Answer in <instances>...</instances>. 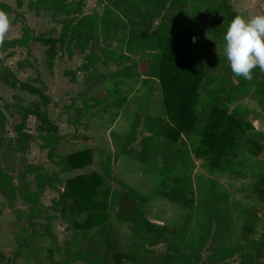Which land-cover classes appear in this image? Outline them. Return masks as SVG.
Returning <instances> with one entry per match:
<instances>
[{
	"label": "trees",
	"instance_id": "trees-1",
	"mask_svg": "<svg viewBox=\"0 0 264 264\" xmlns=\"http://www.w3.org/2000/svg\"><path fill=\"white\" fill-rule=\"evenodd\" d=\"M15 1L19 5L21 0ZM99 1L104 5L101 14H83L84 0L28 2L29 11H50L51 18L60 24L57 37L42 34L32 37L48 44L49 68L57 54V43L59 48L65 42L66 50L71 45L79 53H85L77 69L84 73L83 88L76 92L71 108L80 114L105 105L114 88L103 92L97 89L107 81L115 85L116 78L132 77L133 69L126 63L130 55L142 52L147 55L140 62L146 65L148 73L144 79H155L161 84L165 116L125 113L130 121L128 131L109 135L116 143L115 150L110 153L99 150L98 167L67 177L62 189L57 190L58 197L44 205L41 195L53 188L56 174L90 166L93 151L85 147L65 155L57 154L55 147L62 134L45 113L32 109L43 130L39 147L46 150L47 161L58 171L52 173L42 164L24 160L19 183L14 185L0 166V195L13 208L16 218L13 251L6 254L0 250V264H17L27 251L28 240L41 235L51 238L62 264L76 261L113 264L112 260L114 264L123 260L132 264H229L228 260L235 254L238 264H264V239L251 236L262 220L264 178L263 185L253 190L235 186L229 192L217 180L191 173L199 158L222 170L234 160L239 149L253 156L264 155V131L252 132L253 124L245 113L232 109L235 103L250 98L258 107L254 120L258 117L264 120V71L254 68L252 79L244 80L231 72L223 53V35L237 11L229 0ZM0 10L13 12L1 0ZM207 23L212 32L209 39L204 37ZM22 28L20 37L4 39L0 45V83L11 86L18 83L14 70L4 59L16 46L25 47L29 54L30 30ZM112 41H119L120 46L112 47ZM25 59L17 61L16 66H31ZM107 63L117 69L110 74L100 72L98 65ZM75 75V71L71 72L70 82L76 80ZM26 115L24 111L15 125V137L9 139L22 155L31 139L25 130ZM75 124L71 122L74 127ZM140 126L142 129L138 131ZM4 131L5 116L0 110V141ZM138 133L145 134L134 146ZM181 136L185 138L180 140ZM120 155L139 162L143 174L160 178L156 194L187 205L189 212L178 228L157 225L147 219V208L154 196L142 194L115 178L112 166ZM18 199L24 210L15 207ZM51 210L69 226L71 236L62 248L51 230ZM111 215L126 226L137 249H116L118 240L106 230ZM21 220L28 227L36 225L42 231L27 235L28 227L22 226ZM160 243L165 249L156 252L154 247ZM204 248L206 256L202 259Z\"/></svg>",
	"mask_w": 264,
	"mask_h": 264
},
{
	"label": "rangeland",
	"instance_id": "rangeland-1",
	"mask_svg": "<svg viewBox=\"0 0 264 264\" xmlns=\"http://www.w3.org/2000/svg\"><path fill=\"white\" fill-rule=\"evenodd\" d=\"M12 8V13H6L9 17V29L4 39L20 37L23 26L30 30L27 54L25 47L16 46L14 52L4 59V63L14 70L18 83L15 86L0 83V110L5 116V131L0 141V166L10 175L14 185L19 183L24 160L30 164H42L44 169L56 173L58 168L47 161L46 150L39 147L43 134L40 130V122L35 117L32 109L38 108L45 113L51 123L57 127L62 138L56 144V153L65 155L69 152L91 148L93 151L92 164L83 169L58 173L57 181L53 188L47 189L41 195L44 205H49L53 198L58 197L59 189H62L65 179L75 174L89 172L98 167L99 150L108 153L113 152L116 143L110 138V133H126L129 123L125 113H138L141 116H165V108L162 103V87L155 79H144L147 77L146 65L140 62L147 57L145 53L138 52L130 55L126 64L133 69V76L130 78H116V84L112 85L107 81L104 86L97 89L103 92L105 89H113L110 96H107L102 107H93L76 114L72 101L76 99V92L83 88L82 78L84 73L77 71L83 63L85 53H79L76 48L70 45L66 50L65 42L59 48L55 45L57 54L54 56L52 66L46 64L47 43L33 40L35 35H46L57 37L60 33V24L51 18V12L41 10L37 13L28 10L30 0H21L17 5L15 0H1ZM237 11L238 15L249 17L255 14H264V0H229ZM1 11V10H0ZM104 5L99 0H84L83 14H101ZM48 34V35H47ZM209 24L205 27L204 37H211ZM45 36V37H46ZM112 47L118 48L119 41H112ZM2 56V55H1ZM27 57V58H26ZM26 58V59H25ZM26 60L31 66L18 68L17 61ZM143 66V67H142ZM103 73H113L117 67L112 63L98 65ZM75 71L76 80L70 82L71 72ZM41 90V93L40 91ZM79 105V103H76ZM245 113V117L253 124L252 132L261 133L264 131V120H254L258 107L250 98H244L232 105ZM24 111L27 112L25 130L31 135L28 148L24 155L11 146L9 139L15 137V125L19 123ZM76 123L75 127L71 122ZM141 126L139 127L138 131ZM141 132V131H140ZM145 133H138L137 140ZM185 137L181 136L180 140ZM24 157V159H23ZM234 170H239L235 173ZM115 178L125 182L142 194L154 196L147 208V219L157 225H164L169 228H178L186 212H189L186 204L170 201L162 195L156 194L160 178L157 176L145 175L142 173V165L126 155H120L112 166ZM192 176H203L212 178L219 184L232 192L235 186H243L248 190L263 185L264 178V155H249L244 149L237 151L234 160L223 169H214L204 158L195 160L191 171ZM30 177V176H29ZM32 186V185H31ZM112 187H117L112 184ZM34 189V187L32 186ZM189 197L192 193L187 194ZM15 207L24 210L20 199L16 201ZM191 211V210H190ZM53 221L51 230L56 236L58 245L63 246L64 241L71 236L69 226L59 214L51 210ZM261 223L251 234L252 237L264 239V211L261 212ZM15 215L13 208L8 207L7 200L0 195V250L11 254L14 247L13 232L16 229ZM106 223V230L113 238L118 240L116 249L119 251H132L137 249V243L130 237L125 225L119 224L111 216ZM24 227L28 225L21 220ZM70 225V224H69ZM68 227V228H67ZM40 232L38 226L26 228V234ZM156 252H163L165 247L160 243L154 247ZM206 256V249L201 251V258ZM60 255L53 247V242L48 235L32 237L28 240V247L25 254L18 260L17 264H62ZM229 264H238V255H233ZM112 263L114 264L113 260ZM73 264H85L76 261ZM121 264H132L129 260H123Z\"/></svg>",
	"mask_w": 264,
	"mask_h": 264
},
{
	"label": "clouds",
	"instance_id": "clouds-1",
	"mask_svg": "<svg viewBox=\"0 0 264 264\" xmlns=\"http://www.w3.org/2000/svg\"><path fill=\"white\" fill-rule=\"evenodd\" d=\"M9 24L8 15L0 11V45ZM223 41V53L234 75L251 80L254 68L264 71V14L235 15L228 24Z\"/></svg>",
	"mask_w": 264,
	"mask_h": 264
},
{
	"label": "crops",
	"instance_id": "crops-1",
	"mask_svg": "<svg viewBox=\"0 0 264 264\" xmlns=\"http://www.w3.org/2000/svg\"><path fill=\"white\" fill-rule=\"evenodd\" d=\"M58 245V244H57ZM60 248H62V246L61 245H58Z\"/></svg>",
	"mask_w": 264,
	"mask_h": 264
}]
</instances>
